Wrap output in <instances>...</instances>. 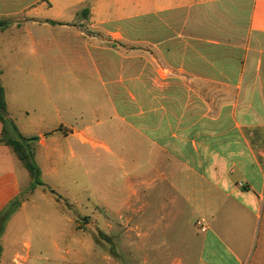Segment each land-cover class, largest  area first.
I'll return each mask as SVG.
<instances>
[{"label":"crops","instance_id":"1","mask_svg":"<svg viewBox=\"0 0 264 264\" xmlns=\"http://www.w3.org/2000/svg\"><path fill=\"white\" fill-rule=\"evenodd\" d=\"M12 2L31 52L53 40L47 54L70 57L74 80L44 81L37 98L0 81L17 130L37 138L44 188L61 198L43 187L26 197L0 264L31 262L21 227L117 225L143 238L191 215L188 264H264V0ZM29 184L0 145V211Z\"/></svg>","mask_w":264,"mask_h":264},{"label":"rangeland","instance_id":"2","mask_svg":"<svg viewBox=\"0 0 264 264\" xmlns=\"http://www.w3.org/2000/svg\"><path fill=\"white\" fill-rule=\"evenodd\" d=\"M11 3L12 0H0V21L9 25L0 31V81L5 84L19 81L25 87L20 95L24 97L47 96L44 81L69 87L74 80L67 67L70 57L64 60L61 55H48L47 44L54 42L50 39L35 40L41 46L33 54L27 29L12 28L17 20V26L21 24L22 17L10 13ZM131 46L126 42V47ZM19 64L18 73L14 67ZM32 118L33 115L29 117L32 123L37 122ZM199 218L196 215L178 217L167 230L162 229L163 223L157 231H145L143 238L136 237L135 232H124L123 227L117 225L110 230L99 225L75 230L65 223L57 231L32 227V231L27 232L21 227L15 234L20 246L23 242L31 244L29 264H107L102 261L103 256L109 257L113 264H178V259L185 262L181 264H188L195 261L196 248L189 246L186 236ZM147 227L145 224L144 229Z\"/></svg>","mask_w":264,"mask_h":264},{"label":"trees","instance_id":"3","mask_svg":"<svg viewBox=\"0 0 264 264\" xmlns=\"http://www.w3.org/2000/svg\"><path fill=\"white\" fill-rule=\"evenodd\" d=\"M52 23V22H50ZM54 24V23H52ZM8 24L0 21V31L8 28ZM0 145H3L11 151L15 158L26 170L30 184L27 189L21 191L15 198L10 200L0 211V239L3 235L5 226L10 217L18 210L21 203L37 187H45L40 178V170L34 161L33 147L37 141L36 137L25 138L17 130L14 121L8 116L4 89L0 83ZM45 191L54 196L57 201L61 198L53 190L44 188ZM2 248L0 244V256Z\"/></svg>","mask_w":264,"mask_h":264},{"label":"built area","instance_id":"4","mask_svg":"<svg viewBox=\"0 0 264 264\" xmlns=\"http://www.w3.org/2000/svg\"><path fill=\"white\" fill-rule=\"evenodd\" d=\"M198 225L200 226L199 227L200 232H202V233L205 232V230H206L205 226H203L202 223H198Z\"/></svg>","mask_w":264,"mask_h":264}]
</instances>
